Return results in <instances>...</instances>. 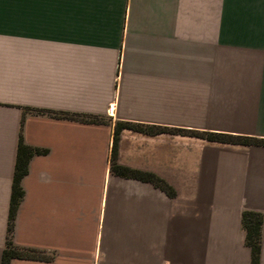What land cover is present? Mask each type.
<instances>
[{
    "label": "crops",
    "instance_id": "obj_1",
    "mask_svg": "<svg viewBox=\"0 0 264 264\" xmlns=\"http://www.w3.org/2000/svg\"><path fill=\"white\" fill-rule=\"evenodd\" d=\"M122 122L264 139V0H0V264H252L264 146Z\"/></svg>",
    "mask_w": 264,
    "mask_h": 264
},
{
    "label": "trees",
    "instance_id": "obj_2",
    "mask_svg": "<svg viewBox=\"0 0 264 264\" xmlns=\"http://www.w3.org/2000/svg\"><path fill=\"white\" fill-rule=\"evenodd\" d=\"M84 122L90 123H100L103 122L97 118H82ZM122 129H131L134 131L156 134L160 132H169V133H179L182 135H189L193 137H198L204 139L210 143H220V144H229V145H239V146H264V139H259L249 136H240V135H231V134H222V133H211V132H196L190 130H173L168 128H158L152 126H145L133 123H117L115 126V137H114V146H113V158L112 161L115 163L117 159V148L119 142V133ZM33 151L31 148L25 146L20 140L19 143V154L16 164L15 178H14V188H13V197H12V206L10 213V223L14 218V214L17 208L19 201L23 197V190L20 186L21 180L27 174L28 163L32 157ZM113 171L119 175L125 177H131L141 180H154V178L145 173L134 171L128 168L120 167L114 165ZM157 185L159 182L154 180ZM160 187L168 190L167 186L164 183H160ZM169 191V190H168ZM264 222V217L261 213L245 211L242 217L243 227L247 233V244L252 250V264H260L261 260V250H262V226ZM11 229V225H10ZM32 258L38 259L41 258V254L34 250H18L14 248L11 241H8L7 248L4 252V258L2 264H10L11 259L13 258Z\"/></svg>",
    "mask_w": 264,
    "mask_h": 264
},
{
    "label": "rangeland",
    "instance_id": "obj_3",
    "mask_svg": "<svg viewBox=\"0 0 264 264\" xmlns=\"http://www.w3.org/2000/svg\"><path fill=\"white\" fill-rule=\"evenodd\" d=\"M185 137H193V136H189V135L185 134Z\"/></svg>",
    "mask_w": 264,
    "mask_h": 264
}]
</instances>
